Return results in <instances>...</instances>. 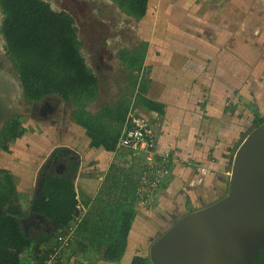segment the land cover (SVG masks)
<instances>
[{"label": "crops", "instance_id": "0c3cea01", "mask_svg": "<svg viewBox=\"0 0 264 264\" xmlns=\"http://www.w3.org/2000/svg\"><path fill=\"white\" fill-rule=\"evenodd\" d=\"M148 2L145 16L140 20L133 17L145 33L142 40L148 42L141 76L148 82L144 96L163 104L164 112L143 102L135 109L148 115L156 130V153L170 152L173 158L172 176L157 201L158 208L168 214V227L144 225L153 235L159 229L164 233L177 218L227 193L232 168L228 165L253 129L254 112L264 115V0ZM23 122L25 131L13 141L11 151L16 150L15 145H23V150L1 155L0 168L13 175L25 206L37 196L34 188L41 177L39 167L53 148L67 145L78 154V167L70 170L63 162L65 169L58 176L69 174L70 178L72 173L70 179L84 204L91 190L101 187L110 166L128 152L126 148L111 151L103 145L92 146L86 128L72 119L63 126L58 121ZM42 125L49 131H42ZM26 133H32L28 140L22 137ZM138 207L119 263L101 260L96 252L75 242L70 249L74 263L130 264L126 260L128 256L133 259L138 244L131 241V234L141 227L137 223L143 206Z\"/></svg>", "mask_w": 264, "mask_h": 264}, {"label": "trees", "instance_id": "16d2710c", "mask_svg": "<svg viewBox=\"0 0 264 264\" xmlns=\"http://www.w3.org/2000/svg\"><path fill=\"white\" fill-rule=\"evenodd\" d=\"M114 1L140 20L146 14L149 0ZM0 7L4 13L1 31L5 47L19 73L26 99L40 102L59 96L75 105V120L86 128L92 146L103 145L107 150H117L132 102L133 108L143 102L150 109L164 112L163 104L144 96L148 82L139 72L144 65L147 41L137 38V45L122 50L123 61L133 68L127 77L130 78V91L117 103H106L92 113L86 107L101 95L99 78L81 52L82 41L73 17L65 11L52 9L45 0H0ZM262 122L264 115L255 111L253 128ZM5 130L0 146L6 150L7 137L23 134L24 122L12 119ZM127 154L130 157L132 152L128 150ZM157 156L161 159V155ZM135 165L134 158L126 157L110 166L98 191L96 205L91 208L90 203H85L87 211L76 229L74 242L78 247L93 250L99 259L107 262L121 261L138 214L137 189L141 171L135 169ZM41 179L42 198L36 196L25 206L13 175L0 168V264H24V260L44 264L56 235L64 231L72 214L77 212L79 198L69 174L55 176L45 172ZM29 212L42 216L50 224V231H42L38 236L28 235L23 230L22 220ZM148 262L149 256H135L131 264ZM253 264H264V245L259 248Z\"/></svg>", "mask_w": 264, "mask_h": 264}, {"label": "water", "instance_id": "95a60500", "mask_svg": "<svg viewBox=\"0 0 264 264\" xmlns=\"http://www.w3.org/2000/svg\"><path fill=\"white\" fill-rule=\"evenodd\" d=\"M97 64V62H96ZM8 107L6 106L5 109ZM0 105V114L2 112ZM3 113L0 115V120ZM73 152L59 145L51 151ZM39 167V173L50 160ZM64 166L63 162L59 163ZM72 173H70L71 178ZM43 179L37 177L34 193L42 198ZM31 213L23 222L27 223ZM264 245V122L253 128L232 157L227 193L217 201L188 212L177 220L149 248L152 264H253Z\"/></svg>", "mask_w": 264, "mask_h": 264}, {"label": "rangeland", "instance_id": "374dc122", "mask_svg": "<svg viewBox=\"0 0 264 264\" xmlns=\"http://www.w3.org/2000/svg\"><path fill=\"white\" fill-rule=\"evenodd\" d=\"M46 1L50 3L51 7L54 10H59L62 7V3H60L59 0H46ZM108 1L111 2V6L110 7L106 6L107 8L106 10L103 11L104 14L102 15V17L107 16L112 20V22L108 27L109 31L107 30V28H105V30H103V32L101 33V38L104 39L105 42L106 40H109V42L106 43L107 45L104 44V42L99 43L95 41V36L97 33L96 28L90 26L89 24H82L78 20L74 21V25L77 27L78 38L82 41L81 52L85 56L87 63L91 66V68L99 78L101 95L99 96V98L91 102L86 107L87 111L92 113L97 112L100 106L106 103L109 104L117 103L121 99L122 95L130 91L131 87L129 86V84L131 83L128 81L130 78L127 77L133 72V68L132 66L128 65L125 61H123L122 57L124 53H122V50L125 51L127 49L130 50V48H133L135 45H137V42H135L136 39L138 38L139 40H142L143 38L141 36L145 34L144 32L143 33L140 32L139 30V26H138L139 21H135L133 19V16L129 15L121 6L118 5L117 2L113 0H108ZM112 12L114 13V15ZM3 17L4 15L2 14V11L0 9V56H2V58H0V92L8 94L9 99L11 101H14V103L15 102L18 103L22 101V103L20 102L21 105H25V104L28 105L29 100H27L25 96L23 97L24 91L21 80L19 78V73L16 70L14 62L11 59L10 54L8 53L5 47L6 41L1 31V22ZM98 47L100 48L99 56L101 58L97 56L98 59H96L97 58L96 50ZM95 60L97 62L99 69H97V66L94 63ZM135 72L137 73V71H134V73ZM139 73L144 74L142 69L140 70ZM4 80H5V84L3 83ZM7 83L9 88L4 89ZM60 100L62 99L58 98V101ZM60 105H61L60 117L58 118L57 121L60 125L63 126V124L66 123L67 120H71V119L75 120L74 111L76 106L73 105L72 103L65 102L64 100L60 102ZM24 112H26V110ZM245 115L247 114L245 113ZM20 116H21L20 119H22L23 121L28 122V124L29 122L31 123L32 120H30V118H28L24 114H20ZM42 131L48 132L49 130L47 129V127L42 125ZM42 131L41 134L45 136L44 132ZM32 133L30 134L26 133L22 137L28 140L30 137H32ZM22 137H20V139ZM57 138L60 139L62 137H57ZM17 139L18 137L17 138L10 137V139H8V149L6 150L0 146L1 159H3L2 156H7L9 154H14V153L18 154L20 153L21 150H23L22 149L23 145L22 148L17 147V145L15 146L13 145L16 148V150L11 151V148H13L11 147V145L13 144V141L15 142L17 141ZM21 141L22 140H20V142ZM126 153L127 152H123V155L121 156L124 157H122V159H126L127 157L130 160H133L134 158V160L136 161L135 169L141 171L142 167H144L147 162L146 154L143 152H137V153L133 152L129 157V154L126 155ZM21 155L24 156V154ZM27 155L29 157L31 156L28 153ZM230 161L231 160H229V162ZM231 167H232V163L228 165V169H230ZM171 176H172V171L170 176L166 178L165 181L166 183L169 182ZM103 181L104 178L102 182ZM165 184H163V186L160 187L158 191V197H156L153 200V204L151 206H143L140 208V212H139L140 214L137 224L138 226L140 224L141 227H137L135 230H133L131 234L132 237L131 241H133V243H138L134 245L133 258L135 256H142V257L149 256L150 245L155 239H157L163 233V231L159 229L157 233L151 235L150 231L152 233L151 229H153V226L157 229L159 227L161 228L162 226H164L163 229L164 228L166 229L168 214H166V212L163 211L164 209L158 208L159 203L157 204L161 189L164 187ZM96 187L97 188L95 189V191H93L92 189L91 193L87 196V201L85 200V203H90L91 208L94 205H96L97 202L96 199L100 188L99 185H97ZM146 224H148L147 227H150L151 229L144 227V225ZM149 234L150 237L148 238ZM132 260L133 259L131 258V256H128L126 262L130 263ZM147 264H152V263L148 262Z\"/></svg>", "mask_w": 264, "mask_h": 264}, {"label": "built area", "instance_id": "2783aa9c", "mask_svg": "<svg viewBox=\"0 0 264 264\" xmlns=\"http://www.w3.org/2000/svg\"><path fill=\"white\" fill-rule=\"evenodd\" d=\"M157 133L151 124L148 115L139 112L131 106L127 113V122L119 136L117 148H126L132 153L143 152L146 154L147 162L141 170L140 183L137 194L139 205L151 206L153 200L158 197V191L171 174L172 157L169 152L158 154L155 150ZM88 206L78 199L77 212L72 214L69 225L56 235L55 241L49 251L44 264H75L70 253L74 243L76 229L87 211ZM24 264H33L32 260Z\"/></svg>", "mask_w": 264, "mask_h": 264}, {"label": "flooded vegetation", "instance_id": "af4514ba", "mask_svg": "<svg viewBox=\"0 0 264 264\" xmlns=\"http://www.w3.org/2000/svg\"><path fill=\"white\" fill-rule=\"evenodd\" d=\"M59 2L62 3V7L57 11H65L66 13H68L73 17L74 21L78 20L82 24H89L90 26L96 28L97 33L95 36V41L99 43L104 42V44L109 42V40H106L105 42V40L101 38V33L103 32V30H105V28H107L108 30V27L112 22V20L107 16L102 17V15L104 14L103 11L106 10L107 8L106 6L109 7L111 6V2H109L108 0H59ZM2 14L4 15L3 11ZM99 47L96 50V57L97 56L100 57ZM98 57L96 59H98ZM0 58H2V56H0ZM94 63L96 64V60L94 61ZM96 66L97 69H99L97 64ZM3 83L5 84V80L3 81ZM8 88L9 86L7 83L4 89H8ZM24 96L25 94L23 95V97ZM58 98L61 97L59 96L49 97L40 102L28 101V105L26 104L21 105L20 102L22 103V101L18 103L16 102L14 103V101H11L9 99L8 94L0 92V105L2 106L3 109L1 112V114L3 113V118L0 120V139L2 138L3 131L4 132L6 131L5 127L9 121H11L12 119H16V120L18 119L19 121H23L22 119H20L21 117L20 114H24L35 123L44 122L48 124L50 122L57 121L58 118L60 117V110H61L60 102L62 101V100L58 101ZM6 106L8 107L7 109H5ZM25 110L26 112H24ZM7 138L10 139L9 136ZM72 154H73L72 151L66 152L64 150L63 151L57 150L55 153H50L49 154L50 157L54 156L52 159L56 158V161L53 163V161L50 160L49 162L50 166L49 167L45 166L41 174L45 172H50L55 176H58L59 173H61L65 169L64 166L62 167L59 165L60 162H64L65 165H67V168L70 170L77 168L78 164L74 165L77 159H75V156ZM78 161H79V157H78ZM49 225L50 224L49 223L47 224L46 221H43L40 218H38L37 215H33L24 225V227H25V232L28 235L38 236L42 231H50L51 226ZM242 264H250V262L247 259H245L243 260Z\"/></svg>", "mask_w": 264, "mask_h": 264}]
</instances>
